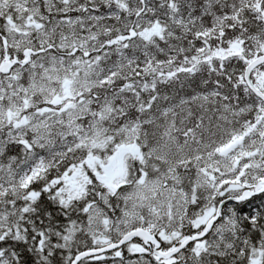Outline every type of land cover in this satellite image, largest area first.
<instances>
[{
	"label": "snow or ice",
	"instance_id": "6c2138e0",
	"mask_svg": "<svg viewBox=\"0 0 264 264\" xmlns=\"http://www.w3.org/2000/svg\"><path fill=\"white\" fill-rule=\"evenodd\" d=\"M0 264H264V0H0Z\"/></svg>",
	"mask_w": 264,
	"mask_h": 264
}]
</instances>
